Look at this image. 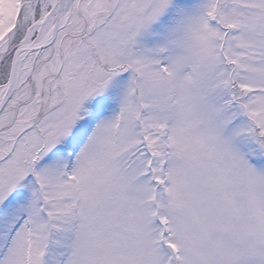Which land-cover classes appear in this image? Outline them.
Instances as JSON below:
<instances>
[{
	"label": "rangeland",
	"instance_id": "374dc122",
	"mask_svg": "<svg viewBox=\"0 0 264 264\" xmlns=\"http://www.w3.org/2000/svg\"><path fill=\"white\" fill-rule=\"evenodd\" d=\"M49 2L0 0V91ZM70 12L0 110V264H264V0Z\"/></svg>",
	"mask_w": 264,
	"mask_h": 264
},
{
	"label": "bare ground",
	"instance_id": "6f19581e",
	"mask_svg": "<svg viewBox=\"0 0 264 264\" xmlns=\"http://www.w3.org/2000/svg\"><path fill=\"white\" fill-rule=\"evenodd\" d=\"M62 1V6H63V13L60 16V22L58 28H62L69 17V3L71 0H50L49 2V9L51 12L49 15L46 17L44 24L40 28V30L37 32V34H34L32 37V33L30 35V38L34 41L30 45L34 44H40L47 42L50 39L51 31L55 22V17H56V11L58 9L59 2ZM28 40H24V46L21 48L23 54L21 55V60L18 62L17 65V70L15 73V85L18 86L27 76V73L29 72L30 68L32 67L33 63V58L34 56L32 53L27 52V47H28ZM27 45V46H26ZM29 45V46H30ZM2 91H0V96H1Z\"/></svg>",
	"mask_w": 264,
	"mask_h": 264
},
{
	"label": "water",
	"instance_id": "95a60500",
	"mask_svg": "<svg viewBox=\"0 0 264 264\" xmlns=\"http://www.w3.org/2000/svg\"><path fill=\"white\" fill-rule=\"evenodd\" d=\"M62 11H63V6H62V1H61L60 5H59V8H58V11H57V14H56V17H55V23H54V26H53V29H52L51 39H53L55 34H56L57 26H58L59 19H60V16L62 14ZM46 44L47 43L31 46L29 48V50L41 49ZM19 58H20V51L18 49V50H16L14 52V55L12 57L9 78H8L7 83H6L2 98L0 100V109L4 106V104L6 103L7 99L9 98L10 94L12 93V91L14 89V76H15V71H16V65H17V62H18Z\"/></svg>",
	"mask_w": 264,
	"mask_h": 264
}]
</instances>
